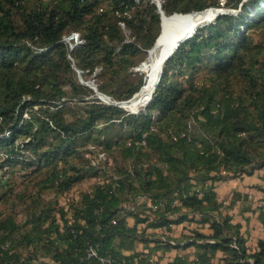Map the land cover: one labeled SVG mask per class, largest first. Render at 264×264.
<instances>
[{"label":"trees","instance_id":"trees-1","mask_svg":"<svg viewBox=\"0 0 264 264\" xmlns=\"http://www.w3.org/2000/svg\"><path fill=\"white\" fill-rule=\"evenodd\" d=\"M162 1L168 15L221 5ZM228 6L135 113L93 98L74 65L132 98L155 2L0 0V264H264V0Z\"/></svg>","mask_w":264,"mask_h":264},{"label":"bare ground","instance_id":"bare-ground-1","mask_svg":"<svg viewBox=\"0 0 264 264\" xmlns=\"http://www.w3.org/2000/svg\"><path fill=\"white\" fill-rule=\"evenodd\" d=\"M216 11V8L210 7L202 11H193L185 14L175 13L172 15H163L162 33L154 47L149 50L150 69L147 81L130 99L126 106L145 104L148 102L159 81L164 58L181 38L191 33L198 25L209 21L215 15Z\"/></svg>","mask_w":264,"mask_h":264},{"label":"water","instance_id":"water-1","mask_svg":"<svg viewBox=\"0 0 264 264\" xmlns=\"http://www.w3.org/2000/svg\"><path fill=\"white\" fill-rule=\"evenodd\" d=\"M153 2H155L157 5H158V8H159V11H160V13H161V19H162V21H161V32H160V34H159V36L157 37V40L159 39V37H160V35H161V33H162V28H163V15H168L167 13H166V11L163 9V1L162 0H152ZM213 8H216L217 9V11H216V13H215V15L209 20V21H206V22H204V23H202V24H200V25H198L191 33H189V34H187V35H185L183 38H181L179 41H178V43L174 46V48H172V50L169 52V54L164 58V60H163V66H164V63H165V61L167 60V59H169V57H171L172 55H173V53L175 52V50L179 47V45L183 42V41H186V40H188L190 37H192L195 33H196V31L199 29V28H201V27H203V26H205V25H207L208 23H210V22H212V21H214L215 19H216V17H218L220 14H222V13H228V14H233V13H235L236 11H237V9H234V8H231V7H229V8H227V7H216V6H212ZM211 7V8H212ZM208 8H210V7H208ZM207 9V8H206ZM205 10V9H204ZM195 11H202V10H195ZM175 13H179V12H175ZM175 13H173V14H175ZM170 15H172V14H170ZM65 39V38H64ZM156 40V41H157ZM71 49H72V47H71ZM150 50V48L148 49V51ZM143 64V62L141 63V65ZM140 65V66H141ZM74 67H75V69L77 70V72L78 73H81V69L80 68H78L76 65H74ZM163 68V67H162ZM136 69H139V67L138 68H136ZM162 72H163V69L161 70V73H160V75H159V81L157 82V84H156V87H157V85L159 84V82H160V80H161V77H162ZM84 84H86V85H89L90 87H92L94 90H95V94L97 95L96 97H98V98H101L103 101H105V102H107V103H112V104H117V105H120V106H123V107H125L126 108V104L130 101V99H127V100H116V99H114L112 96H110V95H108V94H106V93H104V92H102L101 90H99V88H98V85H97V83L95 82V80H92V82H89V81H82ZM81 82V83H82ZM137 93V92H136ZM135 93V94H136ZM134 94V95H135ZM154 95H155V91H154V93H153V95L151 96V98L148 100V102H147V104L154 98ZM146 104V105H147ZM145 105V106H146ZM129 111H131V112H139L138 110L137 111H132V110H129Z\"/></svg>","mask_w":264,"mask_h":264},{"label":"rangeland","instance_id":"rangeland-1","mask_svg":"<svg viewBox=\"0 0 264 264\" xmlns=\"http://www.w3.org/2000/svg\"><path fill=\"white\" fill-rule=\"evenodd\" d=\"M228 1L229 0H221V5L220 6H216V7H227V8H229V6H228ZM237 11H238V9H237ZM236 11V12H237ZM236 12L235 13H233V14H236ZM67 37L68 36H66L65 37V40L67 39ZM149 52V51H148ZM148 58V55H147V57H146V59ZM145 59V60H146ZM144 61V60H143ZM142 63V62H141ZM141 63L138 65V66H136L135 67V69L136 68H138L139 67V69H137V70H139L140 72H145V70L144 69H142V67L140 66L141 65ZM76 72H77V70H76ZM146 73V72H145ZM77 79H78V81H80V82H82L83 80L84 81H89V82H92V80H95L92 76L91 77H86V75H84L83 74V72H82V70H81V73H78L77 72ZM96 82V81H95ZM83 83V82H82ZM84 84V83H83ZM92 88V87H91ZM93 89V88H92ZM94 90V89H93ZM93 96V98H95L97 95L95 94V90H94V94L92 95ZM102 100V99H101ZM103 101V100H102ZM147 103H145V104H133V105H129V106H126V108L127 109H129V110H132V111H141V110H143V109H145V105H146ZM135 113H138V112H135ZM103 156V154H101L100 155V157H102ZM3 172V171H2ZM2 174V173H1ZM6 176H8L7 175V173H6ZM256 181V178H247L244 182H243V185L242 186H246L245 188L246 189H248V184L249 183H251V182H255ZM237 184H238V181H232V182H230V183H223L220 187H219V191H220V193H227L228 191H230V189L233 187V186H237ZM253 223H254V220H253ZM254 225V224H253ZM252 232H254V233H259V228H254L253 230H252Z\"/></svg>","mask_w":264,"mask_h":264},{"label":"built area","instance_id":"built-area-1","mask_svg":"<svg viewBox=\"0 0 264 264\" xmlns=\"http://www.w3.org/2000/svg\"><path fill=\"white\" fill-rule=\"evenodd\" d=\"M66 41L69 42L70 44V47L74 48L76 45L80 44L83 42V39L80 38V35L78 32H75L73 34H71L70 36L67 37ZM89 98V97H88ZM101 99V98H100ZM62 102L59 103V105L61 104ZM25 115H28L27 113H25ZM98 252H97V249L94 248V247H91L90 248V255H97Z\"/></svg>","mask_w":264,"mask_h":264},{"label":"crops","instance_id":"crops-1","mask_svg":"<svg viewBox=\"0 0 264 264\" xmlns=\"http://www.w3.org/2000/svg\"><path fill=\"white\" fill-rule=\"evenodd\" d=\"M257 228H259V233H262V230H260V227H257Z\"/></svg>","mask_w":264,"mask_h":264}]
</instances>
